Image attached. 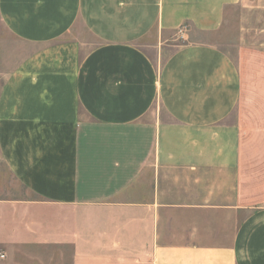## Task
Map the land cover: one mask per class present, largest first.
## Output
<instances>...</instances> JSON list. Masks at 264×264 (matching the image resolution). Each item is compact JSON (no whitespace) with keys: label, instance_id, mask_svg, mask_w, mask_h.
<instances>
[{"label":"crops","instance_id":"obj_1","mask_svg":"<svg viewBox=\"0 0 264 264\" xmlns=\"http://www.w3.org/2000/svg\"><path fill=\"white\" fill-rule=\"evenodd\" d=\"M238 0H0V264H264V55L187 40Z\"/></svg>","mask_w":264,"mask_h":264},{"label":"rangeland","instance_id":"obj_2","mask_svg":"<svg viewBox=\"0 0 264 264\" xmlns=\"http://www.w3.org/2000/svg\"><path fill=\"white\" fill-rule=\"evenodd\" d=\"M187 40L215 44L228 53L238 46L251 54L264 55V0H238L226 6L221 25L209 32H198L186 26ZM28 50L4 26L0 18V86L4 73L13 69Z\"/></svg>","mask_w":264,"mask_h":264},{"label":"built area","instance_id":"obj_3","mask_svg":"<svg viewBox=\"0 0 264 264\" xmlns=\"http://www.w3.org/2000/svg\"><path fill=\"white\" fill-rule=\"evenodd\" d=\"M4 256V254H0V257H3Z\"/></svg>","mask_w":264,"mask_h":264}]
</instances>
